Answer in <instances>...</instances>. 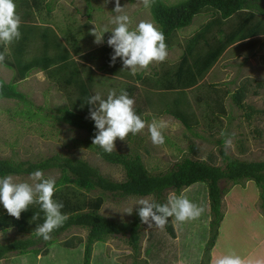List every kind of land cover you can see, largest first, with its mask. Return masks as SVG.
<instances>
[{"label":"rangeland","instance_id":"rangeland-1","mask_svg":"<svg viewBox=\"0 0 264 264\" xmlns=\"http://www.w3.org/2000/svg\"><path fill=\"white\" fill-rule=\"evenodd\" d=\"M162 1L173 4L181 0ZM260 3L264 6L263 0ZM46 4L49 6L48 16H45ZM120 4L130 16L133 28L142 20L151 22L158 28L150 9H145L138 0H120ZM42 6L43 8L39 9L40 17H47L58 35H62L60 29L66 30L70 27L74 34L81 36L80 53L75 54L73 59L82 77L87 75L86 67H92L94 93L99 92L106 98L110 90L114 89L119 94L122 89L127 91L126 86H133L129 84L134 81V76L129 70H122L123 64L120 58L117 59V65L108 66L107 72L98 68L104 61L101 47L108 45L107 40L111 32L105 33L104 42L97 45L91 29L95 25L101 29L105 26L114 27L110 20L115 15L113 11L115 0H42ZM212 15V11L196 14L188 26L177 30L167 49V59L162 63L151 65L147 71L136 75L151 78L154 73L169 70L182 54L187 39L203 23L211 19ZM34 22L43 23L38 14H35ZM234 23L235 18H231L226 28L229 29ZM248 41L250 40L235 43L227 48L207 72L204 82L186 92L189 101L191 100L190 104L199 117V124L191 129H187L171 117H166L165 114L162 117L156 115L155 111L170 109L172 98L159 94L154 97L156 103L145 90L152 83L148 81L143 82L142 85V82H138L142 85L139 88L142 90L130 94V98L135 100V112L148 123H151L153 118L163 119L168 123V128L163 131L165 143L159 147L154 146L146 127L140 134H129L127 141L117 138L115 151L139 154L151 174L163 173L185 157L224 166V160L220 155V150L225 152L224 137L220 135L223 130L232 138L233 146L229 149L228 156L245 161L264 160V90L256 86L257 80L264 79V35L247 44ZM252 44L254 46H251ZM36 47L33 46L31 55L38 53ZM92 51H94L93 61H85L83 64L80 55ZM12 75V70L0 63V78L9 82ZM129 76L132 78L130 79ZM162 81L163 77L160 79V82ZM209 83H215L210 86L212 90L213 87H220L221 90L229 91L224 99L225 114L213 110L214 103L207 100ZM242 86L247 89L244 102L256 110L250 118L245 116L246 110L239 108L231 97V94ZM17 89L24 94V100L0 97V158L38 161L59 153L87 161L112 180L125 179L124 170L120 165L107 163L98 156L86 130L70 126L59 117L61 108H75L76 91L73 86L66 87L62 78L58 81L56 78L48 77L44 71L34 69L25 79L18 82ZM147 97L151 99V105L145 102ZM44 174L46 177L55 178L56 181L60 176L56 169L44 171ZM12 176L17 183H31L30 175ZM220 186L224 188L225 193L221 198L222 217L216 227V236H214L215 230L209 225L212 217L207 210V213H202L201 219L186 221L180 232H176V239L165 234L164 236L158 228H150L147 224H143L137 250L128 245L122 235L109 236L104 242L93 244L92 261H95V264H149V261L150 264H171L172 256H180L186 264H214L215 259L223 256L236 255L242 258L249 252L247 259H243L244 264L251 262L264 264V188L258 187L253 180H242L237 183L222 180ZM60 191L64 196L72 198L102 194L104 203L99 212L116 221L130 220L135 211L141 207L137 205L139 199L155 200L151 195L120 198L98 189L85 191L70 184L56 186L55 192L60 194ZM170 193H174L173 190L169 189L163 193L165 202ZM198 194L199 196L196 197L203 200L202 190ZM201 202H199L200 206ZM130 208L133 212L128 214L127 210ZM206 215L207 220L205 219L204 222ZM29 235L9 229L0 232V243ZM86 235L85 228L71 227L59 234L57 242L52 245L44 246L43 242H39L37 248L41 252L36 256L33 253L21 256L10 253L0 259V264H82ZM69 241L73 246L66 244ZM160 243L164 245L156 248ZM252 247H255V251L251 249Z\"/></svg>","mask_w":264,"mask_h":264},{"label":"trees","instance_id":"trees-1","mask_svg":"<svg viewBox=\"0 0 264 264\" xmlns=\"http://www.w3.org/2000/svg\"><path fill=\"white\" fill-rule=\"evenodd\" d=\"M261 1L181 0L173 4H166L162 0H156L150 8L153 20L166 37L168 48L177 30L188 26L196 14L213 12L212 18L203 23L187 39L176 64H172L171 68L161 76L165 82L164 89L176 93L170 109L164 111L177 118L187 129L198 125L199 117L190 105V101L182 95L185 94L186 89L195 86L199 80L205 77L227 48L247 40H250L246 42L247 44L251 43V40L254 41V39L264 35V6L260 5ZM14 3L16 12L21 18L19 28L21 37L8 46L5 60L1 63L11 69L13 75L9 82L0 78V97L24 100L25 96L17 89V84L34 69H40L48 77L56 78L58 81L62 78L66 87L70 85L75 88L76 100L74 102L75 108H61L59 117L70 126L86 130L93 141L97 131L94 121L89 118V109L93 106L86 104L85 98L95 94L94 73L92 67L87 66V75L82 77L77 68V63L73 59L75 54L80 53L79 38L81 36L74 34L70 27L66 30L60 29L62 35H58L47 17H40L39 9L43 8L42 0H14ZM45 8L47 10L45 16H48V4L45 5ZM35 14L39 15V19L43 23L34 22ZM231 18H235V23L227 29L228 20ZM34 45L37 46L36 52L38 53L31 55ZM0 52H4L2 45H0ZM93 52L81 54L80 61L83 64L85 61L92 62ZM101 52L104 61L98 68L99 70H109L108 66L113 64L111 56L114 50L108 45H103ZM117 64L118 60L114 65ZM212 84L215 83H209L207 87L212 86ZM256 86L264 90V79L257 80ZM127 91L130 96L132 91L130 88H127ZM228 92L226 89L221 90L220 87H213V90L210 87L207 93V100L214 103L212 109L219 114L226 113L224 99ZM246 92L247 89L242 86L231 94V97L239 108L246 110L245 116L250 118L256 110L244 102ZM147 102L150 103V100L148 99ZM92 147L104 161L120 165L123 168L125 173L123 181H115L104 176L98 168L81 158L59 153L38 161L0 158V177L30 175L36 170L44 172L56 169L60 173L56 186L70 184L85 191L98 189L103 193L108 192L120 198L151 195L155 198L154 201L161 204L165 203L163 193L170 189L177 195L183 193L194 204L199 205V202L202 201L201 206L205 209L204 212L209 210V215L212 217L209 225L215 230L214 236L217 234L216 227L222 217L221 198L225 193L224 188L220 186V181L237 183L242 180H253L258 187L264 188V160H239L228 156L223 150H220V155L224 160V166L185 157L175 163L171 169L163 173L151 174L137 153L128 154L114 150L109 154L99 146L93 145ZM201 190L204 193L203 200L196 197L199 196L198 193ZM61 191L60 194L55 192L53 199L63 203L62 212L66 214L67 220L62 227L52 233V239L47 242L32 234L36 226L43 223L44 220V213L40 211L39 205H30L27 211L22 212L20 219H16L8 215L0 204V232L15 229L19 233L30 234L25 238L0 243V259L10 253H17L19 256L33 253L36 256L41 252L37 248L39 242H43L44 246L52 245L57 242L59 234L75 226L87 230L82 250V264H95V261H92V246L95 243L104 242L109 236L122 235L128 245L134 250L138 249L140 229L143 225L138 216V209L128 221L111 220L99 212L104 203L102 194L94 197L82 195L79 198H72L64 196ZM36 212H39V218L32 221ZM172 219L169 218L166 227L159 230L162 231L163 235L176 239V232H180L186 223L177 222L174 225ZM205 219L207 220V215L204 216V222ZM66 244L73 246L70 241ZM162 245L164 244L160 243L156 248H160ZM175 249L177 250V244ZM45 252L47 251L45 250ZM174 258L176 256H173L171 260L173 261Z\"/></svg>","mask_w":264,"mask_h":264},{"label":"clouds","instance_id":"clouds-1","mask_svg":"<svg viewBox=\"0 0 264 264\" xmlns=\"http://www.w3.org/2000/svg\"><path fill=\"white\" fill-rule=\"evenodd\" d=\"M156 0H138L145 9H150ZM115 15L111 18L112 28H98L96 25L91 29L97 45L104 42V34L111 32L107 44L114 52L111 62L114 64L117 58L122 60V70H129L135 76L144 72L156 63L164 62L168 57V46L166 37L153 23L140 21L134 28L132 20L122 7L120 0H115ZM21 18L16 12L14 0H0V45L4 52H0V63L5 60L8 46L13 41L20 39L19 30ZM86 104L92 105L89 109V118L94 121L96 134L93 145L99 146L104 152L111 154L116 150V140L127 141L129 134L137 135L147 127L150 140L154 146H162L165 143L163 131L168 128V123L163 119L153 118L148 123L135 112V100L130 98L126 90H110L104 98L97 92L86 97ZM220 135L224 137V150L228 154L232 145V138L223 130ZM29 182H15L12 175L0 177V204L8 215L20 219L22 212L29 209L30 205H39L40 211L44 213L43 223L38 224L33 235L47 242L52 239V233L63 226L67 220L66 214L62 212V202L53 199L56 191V180L46 177L42 170L33 171L29 176ZM144 197V196H143ZM138 216L141 223L150 228L155 227L163 230L172 219L175 225L188 220L199 218L205 209L187 199L183 193L177 195L170 193L166 202L161 204L150 198H141L137 201ZM133 209H128L131 214ZM39 218L36 212L32 221ZM214 264H244L243 260L236 255H226L214 260Z\"/></svg>","mask_w":264,"mask_h":264},{"label":"crops","instance_id":"crops-1","mask_svg":"<svg viewBox=\"0 0 264 264\" xmlns=\"http://www.w3.org/2000/svg\"><path fill=\"white\" fill-rule=\"evenodd\" d=\"M166 71V70H165ZM164 71V72H165ZM164 72H162V73H159V72H157V73H154V75L151 77V78H147V77H143V76H141V75H136V76H134V81L132 82V84H129V85H133V86H126L127 88H130V91H135V92H137V91H141L142 90V88L141 89H139L140 87H142V85H143V82H148V81H150L152 84L151 85H149V86H147V88L145 89L146 91H147V94H148V96H152L153 97V99H154V101H156V103H157V100L154 98V97H157V96H159V94H165L164 96L165 97H170V98H172L171 99V103H172V100H174L173 99V97L176 95V93H174V92H171V90H165L164 89V81H162V82H160V79H161V76H162V74L164 73ZM128 75V74H127ZM129 78L131 79L132 77L131 76H129ZM146 78H147V80H146ZM138 82H142L141 84L142 85H139L138 84ZM202 82H204V77L201 79V80H199L198 81V85H200ZM196 84V85H197ZM195 85V86H196ZM195 86H192L191 88H188V89H186L185 90V94H183L182 96L183 97H185L187 100H189V97H188V93L186 94V92L187 91H189L190 89H193V88H196ZM125 88V87H124ZM152 94H155V95H152ZM148 97L145 99V102L146 101H148ZM150 100V103L149 102H146V103H149V105H151V99H149ZM191 101V100H190ZM190 103V102H189ZM191 105V104H190ZM192 106V105H191ZM147 108H149V107H147ZM156 112V115H159V116H163L164 114L166 115V117H171L172 118V120H177V121H179L177 118H175L173 115H171V114H169V113H167V112H165V111H159V112H157V111H155ZM180 122V121H179ZM181 123V122H180ZM182 124V123H181ZM253 251H255V247H252L251 248ZM176 252H177V250H176ZM177 254V253H176ZM248 254H249V252L248 253H245L244 254V256L241 258L242 260L244 259V258H246L247 259V256H248ZM174 255V254H173ZM173 257V256H172ZM147 260H149L148 258H147ZM173 264H186L185 262H183L182 261V258H180V256H176V258H174L173 259ZM251 264H254L253 262H251Z\"/></svg>","mask_w":264,"mask_h":264}]
</instances>
